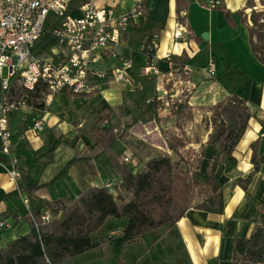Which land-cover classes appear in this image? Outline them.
Listing matches in <instances>:
<instances>
[{"label": "crops", "instance_id": "obj_1", "mask_svg": "<svg viewBox=\"0 0 264 264\" xmlns=\"http://www.w3.org/2000/svg\"><path fill=\"white\" fill-rule=\"evenodd\" d=\"M210 1L218 3L209 5ZM133 2L95 0L97 6L113 7L117 13L128 11ZM252 14L260 15L264 24V0H143L142 10L116 48L118 55L128 61V66L123 68L124 79L117 80L112 72L121 66L120 61L100 52L92 68L108 73L104 79L92 80L98 82L95 90L86 94L58 92L42 98L43 109H35L29 103L14 113L10 152L0 149V222L11 224L0 228V248L30 231L34 212L49 211L56 201L72 202L92 186H104L108 182L118 185L125 168L136 171L153 157L171 156L174 151L171 145L176 138L182 143L177 148L179 153H189L191 158L199 155L194 177L205 185L208 162L215 152V146L209 142L213 132L210 106L236 94L246 100L254 115L234 150L236 166L225 172L224 165L218 164L214 172L222 186L223 212L212 214L188 208L174 225L145 232L121 249L125 264H174L180 260L184 264H233L234 238L237 234L248 236L253 231L252 220L260 214L264 192V163L253 172L249 182H241L252 172L253 151L257 157L264 153L260 139L264 135V65L252 53L249 43ZM176 22L186 26L185 41L173 40ZM202 33H207V40L202 38ZM147 39L158 44V75L144 72L146 54L141 45ZM167 51L172 53L170 60L163 59ZM209 60L216 65L214 77H208L203 70ZM174 73L178 81L169 86V91L177 83L182 88L175 90L171 98L187 101L189 105L179 117L173 111L165 113L161 108L165 104L160 101L165 92L164 83ZM155 98L161 103L156 109L157 103L150 102ZM188 111L191 118L187 117ZM34 117L45 121L42 132L30 130ZM12 159L17 160L15 168L19 173L15 180L9 174ZM70 159L74 162L66 174L53 184L30 193L19 190L20 181L27 184L50 181ZM51 188H54L52 192ZM205 195L203 191L194 200L200 201ZM106 223L111 225L108 236L120 233L126 219L108 217ZM96 233L91 235L92 242L101 243L106 236L95 240ZM162 238L165 248L177 239L181 256L175 250L176 259L169 260L168 249L172 246L166 254L158 253L156 248ZM107 249L111 252L108 245L100 244L62 264L84 256L87 260L71 264L91 261L93 264L94 258Z\"/></svg>", "mask_w": 264, "mask_h": 264}, {"label": "trees", "instance_id": "obj_2", "mask_svg": "<svg viewBox=\"0 0 264 264\" xmlns=\"http://www.w3.org/2000/svg\"><path fill=\"white\" fill-rule=\"evenodd\" d=\"M226 18L230 20L227 12ZM251 22L250 47L252 53L264 65V24L255 14H252ZM42 92V90H35L28 97V103L35 109L44 108ZM160 105L161 103L158 102L155 109ZM171 108L179 117L189 109V105L187 101L180 100L172 103ZM210 111L213 132L209 136V142L215 146V152L208 162L205 185L196 181L194 177L200 162L198 154L190 159L191 163L195 162L196 167L192 172L185 166L188 165V161L183 156L177 159L168 154L153 157L144 167L136 171L131 168H125L122 171L119 184H114L117 186L116 196L105 186H92L81 192L71 205L63 207L62 219L52 230H44L41 227L36 229L31 223V229L27 234L16 237L7 243L6 247L0 248V264H62L64 260L93 250L100 244L110 247L111 255L117 264H125L121 257L123 245L165 224L174 225L188 208L221 214L223 212L222 186L216 180L214 172L218 164L224 165L225 172H229L236 166L234 150L244 136L248 121L254 113L246 104V100L239 98L236 94H230L217 101L210 106ZM187 117L191 118L190 111ZM260 139L264 146V135ZM181 144V141L176 138L171 148L175 151ZM73 162L74 159L67 161L63 169L46 183L27 184L20 181L18 188L20 191L30 193L53 184L66 174L67 168ZM251 162L252 172L241 180L242 183L249 182L253 172L264 163V153L257 157L253 151ZM189 173L193 185L202 187L206 195L202 200L191 205L185 201L184 206H179L177 199L188 189ZM113 186L112 189H114ZM123 192L130 194V198L120 204L117 201ZM176 207H179L177 212H172ZM60 208H62L61 202L56 201L50 211H58ZM40 215L39 211L33 213L34 217ZM108 217L125 218L126 223L120 233L106 236L101 243L92 242L91 235ZM252 221L255 226L250 235L237 234L234 238L233 264H264V192L260 199V214ZM174 264L184 263L180 260Z\"/></svg>", "mask_w": 264, "mask_h": 264}, {"label": "built area", "instance_id": "obj_3", "mask_svg": "<svg viewBox=\"0 0 264 264\" xmlns=\"http://www.w3.org/2000/svg\"><path fill=\"white\" fill-rule=\"evenodd\" d=\"M0 0V149L9 153L13 144L12 117L22 107L28 105V95L42 90L45 99L58 92L73 94L90 93L98 87V82L106 78L107 71L92 68L99 60L100 52L117 58L121 66L112 72L117 80L125 77L124 67L128 61L119 56L116 48L138 13L143 0H133V6L124 13H117L113 7H99L95 0ZM210 1L209 5L217 4ZM79 14L75 15L74 12ZM54 14L57 19L51 34L56 39V47L48 57L34 54L35 49L47 36L45 18ZM172 37L174 41H185L188 31L183 23L176 22ZM158 44L147 39L141 50L146 54L144 72L158 75L159 58L156 55ZM172 53L167 51L163 59L170 60ZM208 77H214L216 65L209 60L203 67ZM45 121L32 118L30 130L42 132ZM128 161V158H124ZM12 159L10 176L15 180L19 173ZM112 188V183L104 185ZM52 211L38 217L31 215L36 229L52 218ZM7 221L1 227H10Z\"/></svg>", "mask_w": 264, "mask_h": 264}, {"label": "rangeland", "instance_id": "obj_4", "mask_svg": "<svg viewBox=\"0 0 264 264\" xmlns=\"http://www.w3.org/2000/svg\"><path fill=\"white\" fill-rule=\"evenodd\" d=\"M76 1H79V0H75L74 2H76ZM257 18H259V20L261 21L260 15L257 16ZM56 19H57V16L52 14V13L48 14L47 17L45 18V21H44L45 29L48 30V33H47L46 39L42 38L44 40L43 41L41 40V43L35 49V51H34L35 55H37L39 57H48V56L51 55V51L56 46V39L51 34V30L54 27L53 23H54V21ZM180 73L182 74V76H184V73H182V70L180 71ZM198 74L200 75V77H202L201 72H199ZM149 75H154V74L150 73ZM174 75H175V73L173 75H171V76L168 75L171 78V80H169L168 82H165L166 79L164 80V82H165L164 83L165 92H164V94H161L163 96V98L160 101H162L165 104V105H163V107H161V108L165 109V113H167V112L172 113L173 110L171 109V104L170 103H172V102H174L176 100H174V96H173V98H171V95L175 93V90H177L179 88H182V85L177 83V85L175 86L174 90L172 92L169 91V86L172 85L174 81H178L177 78ZM160 92H161V90H160ZM31 94L32 93H29L28 96H30ZM28 100H29V98H28ZM153 101H150V102L154 103V104L157 103L156 98ZM179 156H181V157L183 156V158L186 161H188V165H185V166H187L189 171L192 172V171H194V169H196L195 162L191 163V160H190L191 159V157H190L191 155L189 153H186V152L179 153L177 150L171 152V157L172 158L177 159ZM187 185H188V189H187L186 193L184 192L185 194H183L182 196L178 197V199H177L179 206H184L185 205V201H187V203L189 202L190 205L192 203H195L196 201L194 199L201 192H203V188L202 187H196V186L193 185L192 181L190 180V173L188 174ZM113 187H114V189L108 188L112 193L117 191L116 190L117 186L114 185ZM53 189L54 188H51V189H49V191L52 192ZM114 195L116 196L117 192L114 193ZM129 198H130V194H126V193L123 192V193H121V198H118L117 202L121 204L124 201L128 200ZM60 202L62 204V208H60L58 211H54V210L52 211V213H53L52 218L50 219L49 222H47L46 224L41 226L42 229H44V230H52L53 228H55L57 223L62 219L63 207H68L72 203V202H64L62 200ZM178 209H179V207H176L175 209H173V210L171 209V210H172V212L176 213ZM59 211H61L60 214H59ZM167 225L168 224H165L164 226H167ZM110 226L111 225L109 223H106V224L103 223L98 228V230L96 231L97 233L95 232L96 234L94 235L93 239L97 240L100 236H106L108 228H110ZM159 242L160 243L158 245V248H156L158 253L166 254V250L168 249V247L172 246V248L168 249L170 253L167 251L168 252V256L170 257L169 260H171V258H172L173 261L176 259L175 250H177V256H181L182 250H181L180 245H177L178 244L177 239H173V243L167 245L166 248H165L166 242H165L164 238H162ZM162 249H164V250H162ZM85 259L87 260L86 256H84L83 258L82 257L81 258H75V260L72 259L71 262H69V264L77 263L78 261H84ZM93 261H94L93 264H116V262H115L116 260L111 255V252H109V249L104 251L101 255H98L97 257H95ZM86 264H92V261L90 263L86 262Z\"/></svg>", "mask_w": 264, "mask_h": 264}, {"label": "water", "instance_id": "obj_5", "mask_svg": "<svg viewBox=\"0 0 264 264\" xmlns=\"http://www.w3.org/2000/svg\"><path fill=\"white\" fill-rule=\"evenodd\" d=\"M202 38H204L205 40H207L208 39V35H207V33H202Z\"/></svg>", "mask_w": 264, "mask_h": 264}]
</instances>
